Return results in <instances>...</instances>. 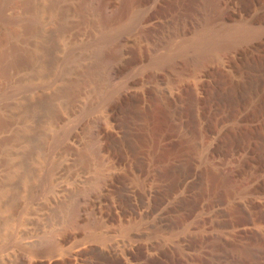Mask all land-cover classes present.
Segmentation results:
<instances>
[{
    "label": "rangeland",
    "instance_id": "1",
    "mask_svg": "<svg viewBox=\"0 0 264 264\" xmlns=\"http://www.w3.org/2000/svg\"><path fill=\"white\" fill-rule=\"evenodd\" d=\"M14 1L15 9L5 12L10 34H0V264H98L112 260V251L128 255L138 239L162 235L180 252L178 238L189 235L180 225L188 229L212 215L206 204L220 206L223 228L251 227L236 237L211 230L214 264H264V0H232L230 11L215 17L203 10L206 0H108L114 13L98 7L99 0ZM153 13L183 16L154 39L141 29ZM240 30L248 38L241 40ZM226 43L233 45L227 55L215 48ZM199 48L206 60L195 71L187 61ZM168 53L176 55L174 64ZM167 86L178 88L175 102L165 95ZM157 109L165 131L191 146L172 162L147 136ZM233 113L248 120L221 141L219 157L250 146L256 158L236 184L213 190L208 135ZM88 166L89 179L68 180ZM199 166L196 194L176 200L177 186ZM120 181L147 194L162 185L149 223L132 218L135 206ZM76 205L81 216L70 223ZM146 227L149 236L142 237ZM202 230L190 236L196 249L203 247Z\"/></svg>",
    "mask_w": 264,
    "mask_h": 264
},
{
    "label": "bare ground",
    "instance_id": "2",
    "mask_svg": "<svg viewBox=\"0 0 264 264\" xmlns=\"http://www.w3.org/2000/svg\"><path fill=\"white\" fill-rule=\"evenodd\" d=\"M114 1V0H113ZM118 1V0H117ZM123 1V0H122ZM186 1V0H185ZM231 1L232 0H206L205 3H204V9L203 10H206L207 12H210L212 13L211 15L213 16L214 14V17L215 15L216 16H219V15H224L225 12H227L231 7ZM121 2V0H120ZM181 2V1H180ZM179 2V3H180ZM179 3L176 2V4L179 5ZM183 3V2H182ZM98 7H100L101 9H103L105 12H111L112 11V7H111V4L108 0H99L98 3H97ZM118 4H120L118 2ZM175 4V6H176ZM181 4V3H180ZM203 5V3H202ZM15 1L14 0H0V17H1V26L2 28L0 27V34L2 36H4V34L8 35L10 34V31L8 28H10V22H11V19L10 17H7L6 16V13H9L10 11H13V9H15ZM118 6V5H117ZM122 6V4H121ZM201 6V5H200ZM96 7V6H95ZM93 8V7H92ZM97 8V7H96ZM172 8V7H171ZM174 8V7H173ZM202 8V7H201ZM117 9V7H116ZM177 9V8H176ZM96 10V9H95ZM118 10V9H117ZM9 11V12H8ZM101 11V10H100ZM180 11V9H179ZM202 11V10H201ZM200 11V12H201ZM230 11V10H229ZM103 12V11H101ZM117 12V11H116ZM112 13H114L112 11ZM163 13V12H162ZM183 13V12H182ZM203 13V11H202ZM104 14V13H103ZM181 14V13H180ZM180 14H177V16H172L171 18L167 15V17H161V16H158L157 13H153V14H150L149 16H147L144 20V22L142 23V30L147 32L146 34H152V38H154V35L157 36L160 34L161 30L163 31L166 27H169L170 29V26L173 24L174 25V22L177 18H179V16L181 17L182 19V16ZM204 14V13H203ZM206 14V13H205ZM229 14V13H228ZM108 15V14H106ZM105 15V16H106ZM143 15V14H142ZM164 15V14H163ZM179 15V16H178ZM207 15H210V14H207ZM240 15V14H239ZM110 16V15H109ZM107 16V17H109ZM113 16V15H111ZM116 17V13L114 15ZM206 16V15H205ZM176 17V18H175ZM203 17V16H202ZM110 18V17H109ZM107 19V18H106ZM116 20V19H115ZM178 20V19H177ZM176 20V22H177ZM184 21V20H183ZM182 22V20H181ZM178 23V22H177ZM179 24V23H178ZM182 25V24H181ZM180 25V26H181ZM175 26V25H174ZM179 26V25H178ZM184 26V25H182ZM181 26V27H182ZM8 29V33H7V30ZM174 28V27H173ZM175 28H179V27H175ZM232 29V28H231ZM6 30V31H5ZM173 30V29H172ZM178 30V29H177ZM247 30V29H246ZM140 31V30H139ZM171 31V30H170ZM176 30H174L175 32ZM179 31V30H178ZM168 32V31H166ZM173 32V31H172ZM174 32L172 33V36H174ZM219 32V31H218ZM179 33V32H178ZM183 33V32H182ZM235 33H239V38L242 40V39H246L248 38V31H237ZM137 34V33H136ZM174 34V35H173ZM138 35V34H137ZM184 35V34H183ZM203 35V34H202ZM235 35V34H234ZM233 35V36H234ZM1 37V36H0ZM150 37V38H151ZM204 37V36H203ZM5 38V36H4ZM145 38V37H144ZM149 38V39H150ZM158 38V36H157ZM161 37H159V40ZM182 38V37H181ZM216 38V37H215ZM238 38V37H237ZM237 38H235L237 40ZM3 38H1L2 40ZM155 39V38H154ZM169 39V38H168ZM4 40V39H3ZM2 40V41H3ZM152 40V39H150ZM234 40L233 43L236 41ZM1 41V42H2ZM145 41V40H144ZM153 41V40H152ZM157 41V40H156ZM163 41V40H162ZM166 41V40H165ZM208 41V40H207ZM217 41V40H216ZM232 41V40H230ZM128 42V40L124 37L121 36V38L118 40V44L119 45H124ZM161 42V41H159ZM180 42V41H179ZM204 42V41H203ZM206 42V41H205ZM204 42V43H205ZM229 42V41H228ZM164 43V42H163ZM215 43V42H214ZM222 43V42H221ZM161 44V43H160ZM186 44V43H185ZM196 44V43H194ZM193 44V45H194ZM199 44V42H198ZM210 44V43H209ZM181 45V44H179ZM200 45H203V44H200ZM206 45V44H205ZM204 45V46H205ZM215 45V44H214ZM118 46V45H117ZM188 46V45H187ZM199 46V45H197ZM207 46V45H206ZM231 46H233L231 43H226L224 45L220 44V46H216L215 48L218 47V49H220V51L223 53V54H226L227 55V49L228 48H231ZM185 47V46H183ZM121 48V47H120ZM197 48V47H196ZM210 48V47H209ZM234 48V47H233ZM182 49V48H181ZM180 49V50H181ZM232 49V48H231ZM170 50V48H169ZM172 50V48H171ZM185 50V49H183ZM189 50V49H188ZM165 51V50H164ZM175 51V50H174ZM173 51V52H174ZM177 51V50H176ZM179 51V49H178ZM170 52V51H169ZM171 52V53H173ZM186 52V50H185ZM206 49H202L200 50L199 48V53L198 55L195 57V58H190L187 63H190L192 68L195 70V71H198V69L203 65L204 61L206 60L205 56H206ZM219 52V51H218ZM163 53V52H162ZM165 53V52H164ZM177 53V52H175ZM174 53V54H175ZM180 53V52H179ZM231 53V52H230ZM121 54V53H120ZM167 54V53H165ZM169 54V53H168ZM194 54V53H193ZM196 54V53H195ZM170 55V54H169ZM169 55L166 57L168 59ZM189 55V54H188ZM192 55V54H191ZM166 56V55H165ZM175 57L174 55H170V58L171 57ZM185 56H187L185 54ZM159 57H163V55ZM193 57V56H192ZM112 58V57H111ZM159 58V59H161ZM166 58L164 60H166ZM177 58V57H175ZM189 58V56H188ZM186 58V59H188ZM172 60V58H171ZM107 61V60H106ZM156 61V60H155ZM155 61L153 63H155ZM159 61V60H158ZM162 61V60H161ZM174 60H172L173 62ZM176 61V59H175ZM178 61V59H177ZM176 61V62H177ZM164 62V61H163ZM175 62V64H176ZM118 63V62H117ZM157 63V61H156ZM155 63V65H156ZM178 63V62H177ZM179 63H181L179 61ZM162 64V63H161ZM160 64V61L158 62V66L161 65ZM174 64V62H173ZM183 64V63H182ZM186 64V62L184 63ZM190 64H189V67H190ZM154 65V64H152ZM163 65H165L163 63ZM168 65V63H167ZM166 65V66H167ZM171 64H169L170 66ZM187 65V64H186ZM157 66V65H156ZM162 66V65H161ZM173 66V65H172ZM176 66V65H175ZM179 66V64H178ZM106 67V66H105ZM165 68V66H162ZM161 67H159L160 69ZM170 68V67H168ZM163 69V68H162ZM112 70V69H110ZM115 70V69H113ZM109 71V73H114V71ZM166 70H167V67H166ZM193 70V71H194ZM105 71V70H104ZM162 71V70H161ZM116 72V71H115ZM104 73V72H103ZM156 73V72H155ZM111 74V75H112ZM157 75V74H156ZM158 76H159V72H158ZM153 77V76H152ZM114 78V77H113ZM158 78V77H157ZM104 79V78H103ZM130 82V81H129ZM135 94V93H134ZM140 94V93H139ZM126 95V94H125ZM165 95H167L168 97H170L171 101L175 102V100L177 99V97H179V90L178 88H176L175 86L174 87H168L166 88L165 90ZM136 97V96H135ZM139 99V98H138ZM130 100V99H129ZM76 102V101H75ZM137 102V101H136ZM102 103V102H101ZM133 103V102H132ZM108 104V103H106ZM110 104V103H109ZM109 106V105H108ZM178 106V105H177ZM156 107V106H155ZM159 108V107H158ZM157 111L159 112V109H157ZM157 111H154L153 110V114H150V115H153V121L151 123V125L149 126L150 128V134H148V139H149V142H152L153 144H155V147L158 146L160 147L159 149H161V157L166 160V161H173L174 159L176 158H179L180 156H183V155H186L187 153V147L185 144H184V141L183 139L181 138H175V137H172L170 136V133L165 131L167 127H165V121L163 122V120L165 119H162L161 118V113L157 112ZM152 112V111H151ZM224 112V111H223ZM228 112V111H227ZM239 113H241L240 111H238ZM149 115V117H150ZM161 115V116H160ZM168 118V117H167ZM150 119V118H149ZM105 120V119H104ZM248 119L243 115V114H239V115H235L234 113L233 114H229L228 116H223L222 118L218 119V126L220 128L218 129H215L211 132H209V137L210 139L213 141L211 147H210V151H209V156H210V161L212 160L211 158H213V161H214V169L212 168L211 171L208 170V172L210 173V179H211V183L213 184L212 189L213 188H219L220 184H223V183H229V184H236L238 182V177L242 175V172H244L245 170L243 169L244 166H246L245 164H248L250 163L251 164V160L253 161L255 157L254 155V149L253 147H241L240 149H238V151H236V149L234 151H236V153L234 154V156H232L230 159L226 156L224 157H219V153L218 151L220 150L219 148L221 147V141L223 142V140L225 141V138H229L231 137L230 135L232 134H235L237 131L239 132V128H241L242 124L244 122H246ZM88 122V121H87ZM102 122V121H101ZM148 122V121H147ZM151 122V120H150ZM182 122V121H181ZM167 124V123H166ZM185 124V123H184ZM149 125V124H148ZM187 126H185L186 128ZM168 129V128H167ZM97 131V130H96ZM185 131V129H184ZM120 132V131H119ZM103 133V132H102ZM77 134V133H76ZM78 135H75L72 137V140L74 141L76 138H77ZM200 136V134H199ZM70 137V136H69ZM71 138V137H70ZM208 138V137H207ZM95 139V138H94ZM160 139V140H159ZM209 139V138H208ZM227 140V139H226ZM231 140V139H230ZM92 141V140H91ZM101 142V141H100ZM142 142V141H141ZM144 142V141H143ZM147 142V141H146ZM210 142V141H209ZM231 142V141H230ZM148 143V142H147ZM146 143V144H147ZM221 143V144H220ZM143 144V143H142ZM228 144V143H227ZM234 144V143H233ZM94 145V144H93ZM220 145V147H219ZM223 145V144H222ZM147 146V145H146ZM195 146V145H194ZM95 147V146H94ZM148 147V146H147ZM157 147V148H158ZM191 147V146H190ZM190 147L188 149H190ZM219 147V148H218ZM94 149V148H93ZM95 149H97L95 147ZM101 149V148H100ZM143 149V148H142ZM146 149V148H145ZM148 149V148H147ZM151 149V148H150ZM195 149V148H194ZM219 149V150H218ZM225 149V148H224ZM228 149V148H227ZM102 150V149H101ZM155 150V149H154ZM191 150V149H190ZM196 151V150H195ZM199 151V150H198ZM233 151V150H232ZM155 152V151H154ZM230 152V151H229ZM228 152V153H229ZM147 153V152H146ZM159 153V154H160ZM97 154V153H96ZM189 154V153H188ZM192 154V153H191ZM194 154V153H193ZM192 154V155H193ZM233 154V153H232ZM191 155V156H192ZM226 155V154H225ZM228 156V155H227ZM196 157V156H195ZM230 157V156H229ZM100 158V157H99ZM158 158V157H157ZM97 159V158H96ZM148 159V158H147ZM162 159V160H163ZM191 159V158H190ZM98 160V159H97ZM100 160V159H99ZM151 160V159H150ZM160 160V159H158ZM157 161V160H156ZM212 161V162H213ZM171 162L170 164H168V167L171 166ZM101 163V162H100ZM162 163V162H160ZM159 164V163H158ZM259 164V163H258ZM160 165V164H159ZM166 166V165H165ZM120 167V166H119ZM200 169L197 170L192 176H189L188 178H186L185 180L182 179L181 183L177 186V191L175 193V199L178 200V201H182L184 199H188V197L192 194V189L194 187V185L197 183V181H199V177L200 175L203 173V166H199ZM247 167V166H246ZM156 168V167H155ZM207 168H210L209 166ZM252 168V167H251ZM256 168V167H255ZM92 168L90 166L88 167H80L78 168L77 170H75L74 172H72V174L68 177V180L69 181H77V180H81V179H84L86 180V178H90V177H86L87 174L89 172H91ZM168 169V168H167ZM206 169V168H205ZM141 170V169H140ZM154 170V169H153ZM172 170V169H171ZM168 171V170H167ZM166 171V172H167ZM170 171V170H169ZM164 173V174H167V173ZM144 173V172H143ZM160 173V172H159ZM176 173V172H175ZM245 173V172H244ZM145 174V173H144ZM205 174V173H204ZM115 175V173H114ZM142 175V174H141ZM191 175V173H190ZM99 176V175H98ZM168 176V175H167ZM151 177H153L152 180H155V181H159L157 180V178L154 176L151 175ZM159 177V176H158ZM173 177V175H172ZM99 178V177H98ZM206 178V177H205ZM95 179V178H93ZM119 179H120V176H119ZM159 179V178H158ZM208 179V180H210ZM151 180V179H150ZM112 181V180H111ZM85 182V181H83ZM149 182V181H148ZM152 182V181H151ZM149 182V183H151ZM165 182V181H164ZM100 183V182H99ZM119 183H122L121 181ZM130 183V182H129ZM127 184V183H126ZM211 185V184H210ZM228 185V184H227ZM225 185V186H227ZM128 186V188H127ZM162 186V185H161ZM161 186H158V185H154V187L151 188L150 190V186H149V193L147 194L146 191H143L141 190L140 188L132 185L131 183L130 184H127V185H124V183H122V191H124L126 194H127V197L130 198L131 202L133 203V206H135V208L133 209L134 210V215L132 216V218L136 221H139L138 223H143V224H146L144 222H146L147 220L149 219H153V216L156 214V206L154 204V199L158 196L159 194V190ZM224 186V185H223ZM82 187V186H81ZM63 188V187H62ZM166 188V187H165ZM199 188V187H198ZM84 189V188H83ZM164 189V188H163ZM175 189V188H174ZM200 189V188H199ZM223 189V188H221ZM79 190V188H78ZM85 190V189H84ZM165 190V189H164ZM211 190V189H210ZM214 190V189H213ZM59 191V190H58ZM75 191V190H74ZM168 191V190H167ZM205 191V190H204ZM212 191V190H211ZM217 191V190H216ZM215 191V192H216ZM223 191V190H221ZM80 192V191H79ZM84 192V191H83ZM82 192V193H83ZM123 192V193H124ZM200 192V191H199ZM197 193L200 194V193ZM202 192V191H201ZM81 193V192H80ZM195 193V192H193ZM75 194V193H74ZM73 194V195H74ZM196 194V193H195ZM203 194V193H202ZM201 194V195H202ZM205 194V193H204ZM85 195V194H84ZM124 195V194H123ZM196 195V196H197ZM200 195V197H201ZM207 195V194H206ZM145 196H148L147 198ZM169 196V195H168ZM203 196V195H202ZM83 197V196H82ZM81 197V198H82ZM165 197V196H164ZM199 196H197L198 198ZM199 197V198H200ZM147 199V201H145V199ZM192 198H195V197H192ZM202 198V197H201ZM206 198V197H205ZM83 199V198H82ZM166 199V198H165ZM190 199V198H189ZM188 199V200H189ZM79 200V198L77 199ZM168 200V199H166ZM197 199H195L196 201ZM202 200V199H201ZM213 200V199H212ZM157 201V200H156ZM165 201V200H163ZM185 201V200H184ZM199 201V200H198ZM78 202V201H77ZM86 202V201H85ZM212 202V201H211ZM162 203V202H161ZM159 203V204H161ZM177 203V202H176ZM180 203V202H179ZM80 205H81V202H80ZM175 206V205H174ZM201 207H203V205H201ZM207 207L205 210H211L209 212H212V215L208 216V217H204L202 218V220L200 219L199 221L195 220L193 221V223L191 224V226L187 229V228H182V226L180 225V228L181 230L183 229L186 233L188 232L189 235H184V236H181L180 238H178V241L180 243V246H181V250L180 252H176L174 250H171L170 247L168 246V240L167 238H165V236H159V237H152V238H149L147 239V241H144V240H141V239H138L132 248H129L130 251H129V254L128 255H125L123 253H119V252H110L109 256L112 258V260L110 261H106V262H102V263H98V264H214V260L212 259V256H213V250L209 247L210 245V242H211V230H217L218 232H221V234H227V235H230L231 237H236L238 235H244V234H247L248 232L251 231V227H249L248 225H244L242 226L241 228L238 226L236 228V225H232V227H230L229 225L226 227V228H223L221 225H220V222H219V212L221 211L220 209V206L217 205V206H211V205H207ZM200 208V207H199ZM79 205H76L71 213V217H70V223H76L77 222V218L78 216H81L79 215L80 210H79ZM198 209V208H197ZM199 210V209H198ZM196 211V210H195ZM173 212V210L171 211ZM170 212V213H171ZM182 212V211H181ZM185 213V212H184ZM186 214V213H185ZM194 214V213H193ZM193 214H190L189 217H192ZM164 215V213H163ZM159 219H163L165 218V216H163ZM187 215V214H186ZM167 216V215H166ZM170 216H174V215H170ZM170 218V217H169ZM187 218V216H186ZM167 219V217H166ZM188 219V218H187ZM95 220V219H94ZM169 220V219H168ZM134 221V222H135ZM160 221V220H159ZM164 221V220H163ZM166 221V220H165ZM170 221V220H169ZM158 222V221H157ZM161 222V221H160ZM137 223V222H136ZM147 223H149L147 221ZM85 224V223H84ZM96 224V222H95ZM94 222L91 220H89V225L91 226L92 228V225L94 227ZM161 224V223H160ZM222 224V223H221ZM154 225L152 224V227ZM170 225H168L169 227ZM172 226V225H171ZM174 226V225H173ZM71 227V226H70ZM74 227V225H73ZM145 227V226H144ZM156 227V225L154 226ZM165 227V226H164ZM203 227V247L201 246L199 249H196L194 248V246L192 245L191 241H190V236L192 234H194L193 232L196 231V230H200L201 228ZM89 228V227H88ZM96 228V227H95ZM173 228V227H171ZM152 229V228H151ZM97 230V229H96ZM172 230V229H171ZM179 230V231H181ZM142 231V230H141ZM178 231V232H179ZM97 232V231H96ZM159 232V231H158ZM157 232V233H158ZM163 232V231H161ZM139 233V232H138ZM155 232H153L154 234ZM181 233V232H180ZM165 234V233H164ZM168 234V233H167ZM59 235V234H58ZM61 235V234H60ZM138 235V234H137ZM139 235H142V237L144 236H149V227H146L144 228V230L142 232H140ZM152 235V234H151ZM158 235V234H157ZM201 235V234H200ZM55 236V235H54ZM147 236V237H148ZM195 236V234H194ZM199 236V235H198ZM56 237V236H55ZM60 237V236H59ZM132 237V236H131ZM201 237V236H199ZM201 237V239H202ZM216 237V236H215ZM221 237V235H220ZM51 238V237H50ZM54 237H52L53 239ZM141 238V237H140ZM55 239V238H54ZM57 239V237H56ZM132 239V238H131ZM51 241V240H50ZM57 241V240H56ZM202 241V240H201ZM130 242V241H129ZM53 244V243H52ZM56 244V243H55ZM123 244V243H122ZM130 245V244H129ZM125 246V244L123 245ZM173 246V245H172ZM175 246V245H174ZM177 247V246H176ZM174 248V247H173ZM79 250V249H78ZM116 250V249H115ZM121 250V249H120ZM125 252V251H124ZM108 255V254H107ZM215 257V256H214ZM44 260V259H43ZM99 261V260H98ZM42 263V262H41ZM73 263V262H72ZM93 263V262H92Z\"/></svg>",
    "mask_w": 264,
    "mask_h": 264
}]
</instances>
